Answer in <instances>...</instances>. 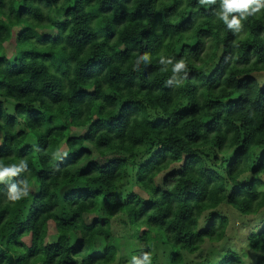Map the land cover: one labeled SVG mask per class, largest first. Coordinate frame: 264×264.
I'll use <instances>...</instances> for the list:
<instances>
[{
  "label": "trees",
  "instance_id": "trees-1",
  "mask_svg": "<svg viewBox=\"0 0 264 264\" xmlns=\"http://www.w3.org/2000/svg\"><path fill=\"white\" fill-rule=\"evenodd\" d=\"M218 7L0 0V164L26 161L10 182L30 188L0 183V264H113L117 215L151 264H244L200 249L223 207L264 212V10L233 33ZM247 247L264 264V224Z\"/></svg>",
  "mask_w": 264,
  "mask_h": 264
},
{
  "label": "clouds",
  "instance_id": "clouds-1",
  "mask_svg": "<svg viewBox=\"0 0 264 264\" xmlns=\"http://www.w3.org/2000/svg\"><path fill=\"white\" fill-rule=\"evenodd\" d=\"M200 5L208 6L217 3V0H198ZM264 10V0H219V7L215 10L216 17L221 20L227 28L233 33H240L243 29L242 21L246 20L250 16H254ZM141 62L147 64L150 62V56L145 53L139 56L135 62V69H139ZM160 64H172V59H165L163 55L159 59ZM171 71L173 78L176 73L184 72L187 76V64L184 59H180L175 64H172ZM173 78H169L166 81L167 85L173 83ZM183 80L177 81L176 85L182 83ZM66 155V153H55L54 156ZM27 170V163L21 160L18 165L13 164L10 166H4L0 164V183L8 184L7 188V200L10 202H16L20 199L28 196L29 183L26 179L18 182H10L13 177H16L21 172ZM132 264H151V254L143 253L140 258L132 257Z\"/></svg>",
  "mask_w": 264,
  "mask_h": 264
},
{
  "label": "rangeland",
  "instance_id": "rangeland-1",
  "mask_svg": "<svg viewBox=\"0 0 264 264\" xmlns=\"http://www.w3.org/2000/svg\"><path fill=\"white\" fill-rule=\"evenodd\" d=\"M4 48L6 52H9L11 45L7 43L4 45ZM162 179L163 176L158 178L159 185L162 183ZM135 192L137 191L135 190ZM222 214L226 215L229 219L225 237L219 244L211 245L205 243L200 249V254L204 256L211 248L220 252L234 251L241 254L244 264H257L261 253H255L248 249L247 237L251 232H256L261 229L264 224V212H260L255 216L241 217L232 209L223 207ZM111 230L117 239L118 247L116 261L113 264H132L133 256L140 258L141 254L137 253V251L142 248V245L129 238L131 234L130 227L126 223L123 215L115 216L111 222ZM48 234L51 240H53L51 226L48 228ZM129 253L133 255H129Z\"/></svg>",
  "mask_w": 264,
  "mask_h": 264
}]
</instances>
